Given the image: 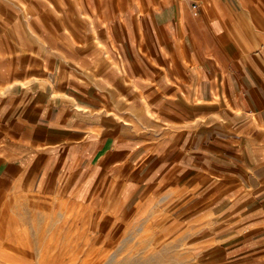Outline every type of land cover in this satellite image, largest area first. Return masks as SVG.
Wrapping results in <instances>:
<instances>
[{
    "label": "crops",
    "instance_id": "1",
    "mask_svg": "<svg viewBox=\"0 0 264 264\" xmlns=\"http://www.w3.org/2000/svg\"><path fill=\"white\" fill-rule=\"evenodd\" d=\"M95 7L103 43L0 93V190L170 211L198 264H264V0Z\"/></svg>",
    "mask_w": 264,
    "mask_h": 264
},
{
    "label": "rangeland",
    "instance_id": "2",
    "mask_svg": "<svg viewBox=\"0 0 264 264\" xmlns=\"http://www.w3.org/2000/svg\"><path fill=\"white\" fill-rule=\"evenodd\" d=\"M95 9V0H0V93L61 64L65 37L82 50L103 43ZM170 213L113 221L68 199L2 189L0 264H198Z\"/></svg>",
    "mask_w": 264,
    "mask_h": 264
},
{
    "label": "built area",
    "instance_id": "3",
    "mask_svg": "<svg viewBox=\"0 0 264 264\" xmlns=\"http://www.w3.org/2000/svg\"><path fill=\"white\" fill-rule=\"evenodd\" d=\"M197 8V5H193V9H196Z\"/></svg>",
    "mask_w": 264,
    "mask_h": 264
},
{
    "label": "bare ground",
    "instance_id": "4",
    "mask_svg": "<svg viewBox=\"0 0 264 264\" xmlns=\"http://www.w3.org/2000/svg\"><path fill=\"white\" fill-rule=\"evenodd\" d=\"M66 221H64V223H65ZM66 224V223H65Z\"/></svg>",
    "mask_w": 264,
    "mask_h": 264
}]
</instances>
